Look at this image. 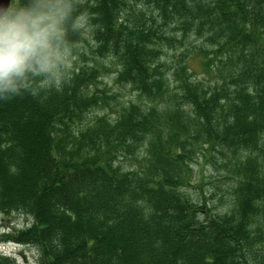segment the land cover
I'll list each match as a JSON object with an SVG mask.
<instances>
[{"label":"trees","instance_id":"1","mask_svg":"<svg viewBox=\"0 0 264 264\" xmlns=\"http://www.w3.org/2000/svg\"><path fill=\"white\" fill-rule=\"evenodd\" d=\"M76 5L90 27L69 24L70 77L0 99V213L33 218L9 240L38 264H264V0ZM98 59L138 101L112 104ZM205 145L228 160L221 209L185 192Z\"/></svg>","mask_w":264,"mask_h":264},{"label":"clouds","instance_id":"2","mask_svg":"<svg viewBox=\"0 0 264 264\" xmlns=\"http://www.w3.org/2000/svg\"><path fill=\"white\" fill-rule=\"evenodd\" d=\"M76 0H0V99L60 88L70 77L73 30H88Z\"/></svg>","mask_w":264,"mask_h":264},{"label":"rangeland","instance_id":"3","mask_svg":"<svg viewBox=\"0 0 264 264\" xmlns=\"http://www.w3.org/2000/svg\"><path fill=\"white\" fill-rule=\"evenodd\" d=\"M193 40L191 38V41ZM194 42L199 45L203 44L202 40ZM180 53L181 49L176 51L166 48L164 56L172 58L177 54V60H179ZM201 59L199 57L193 58L188 66L192 68L193 78L208 86L212 84V80L202 68ZM97 62L106 65L105 68H107L100 70L97 85L100 88L107 86L112 93H117L118 102H112L114 106L129 101H138V94L131 87L115 84V67L111 66L110 60L98 59ZM106 111L113 112L109 108ZM200 149L202 151L195 156V162L192 163L191 185L185 189V192L196 202L206 204L208 208L221 209L226 207L231 200L232 180L228 178L229 171L226 169L228 160L215 148H208L205 145L204 148ZM141 156L142 154L139 157ZM136 163L134 160H125V165ZM32 224L33 218L25 213L15 211L11 214L0 213V255L15 259L17 264H38L39 254L36 247L17 244L9 240L15 231L26 230Z\"/></svg>","mask_w":264,"mask_h":264},{"label":"flooded vegetation","instance_id":"4","mask_svg":"<svg viewBox=\"0 0 264 264\" xmlns=\"http://www.w3.org/2000/svg\"><path fill=\"white\" fill-rule=\"evenodd\" d=\"M16 2L18 3V2H19V0H16Z\"/></svg>","mask_w":264,"mask_h":264}]
</instances>
